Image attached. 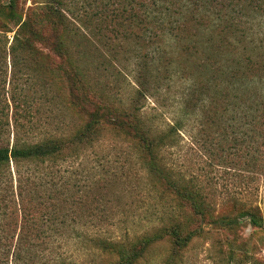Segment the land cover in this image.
I'll return each mask as SVG.
<instances>
[{"label":"trees","instance_id":"1","mask_svg":"<svg viewBox=\"0 0 264 264\" xmlns=\"http://www.w3.org/2000/svg\"><path fill=\"white\" fill-rule=\"evenodd\" d=\"M256 8L264 14V0H0V264H85L86 254L94 256L88 264L104 254L108 264H145L162 243L170 246L163 264H185L192 243L215 228L263 231L264 32L249 18ZM134 62L137 98L126 102L100 82L116 64ZM42 80L86 112L82 123L36 134L29 112L58 99ZM174 83L179 112L162 123L145 105ZM184 135L212 169L204 183L180 158ZM110 137L135 144L128 154L150 208V225L138 233L116 207L134 168L110 159L121 153ZM89 150L95 159L77 179L70 164ZM259 247L246 253L252 264H264ZM234 255L222 260L236 264Z\"/></svg>","mask_w":264,"mask_h":264},{"label":"rangeland","instance_id":"2","mask_svg":"<svg viewBox=\"0 0 264 264\" xmlns=\"http://www.w3.org/2000/svg\"><path fill=\"white\" fill-rule=\"evenodd\" d=\"M245 1V0H244ZM250 3V2H249ZM260 11L256 8L251 11L250 14L253 17H249L253 19L252 25H254L258 31L261 29L264 32V14H260ZM246 19V18H245ZM263 28V29H262ZM13 34H10L12 36ZM158 55V54H157ZM163 56V55H162ZM161 57V56H160ZM169 59V56L165 57V61ZM127 67L124 68L123 65L116 64V67L110 68L107 71L106 78L104 81L100 82L101 84L105 83L107 85L108 91L113 94L118 99H125L128 102V99L132 96L137 98V65L133 63L125 64ZM117 69V70H115ZM121 73L117 75V72ZM109 75V76H108ZM117 76H119L117 78ZM42 90L46 91L48 94H53L55 97L57 96L56 104H48L45 103L41 112H29L33 115L34 119V127L36 130V134L44 136L49 132H55L58 129H65L67 123L71 124H80L84 119V113L80 108L71 106L66 102L63 103V99L60 96V89L57 87L55 83L50 81L42 80ZM175 83L172 86V89H166L161 91V93L154 99L151 98L147 100L145 112L149 114H154V116H158V120L162 123L166 121H171L174 112H179V95L180 90L177 87H174ZM59 91V92H58ZM90 97H92L93 93L89 92ZM50 99L49 97H47ZM137 100V99H136ZM38 124V128H36ZM42 126V128H41ZM38 135V136H39ZM185 139L182 141V152L180 153L181 160H188L185 168L188 171L189 176H197L200 181L203 182L205 180V174L209 170H212L208 167V163L206 164V158L201 156V150L198 146L191 145L189 141V137L185 136ZM108 139V143L111 139ZM111 146L116 147V151L121 152L120 154H112L110 159L119 160L122 162L124 158H127L132 163V167L134 168L131 171V181L126 187H124L125 191L122 188H117L122 196V201L116 205L120 206V209L123 211L122 217L126 221V224L132 229L136 230V232H140L149 227V223L144 216L149 215L150 208L148 204L142 201L140 194L138 195V182H137V158L134 155H129L128 151L132 152V148H135V144L132 140L123 141V139L117 140L115 143H109ZM136 150V149H135ZM107 152H115L113 148H110ZM113 155H118L119 159L115 158ZM196 155V156H195ZM178 158V157H177ZM95 159V155L91 150L87 151L83 158H77L70 165L74 164L73 168L68 169L69 173H74L76 170L77 179H84L88 175V168L91 166L92 161ZM68 167V165H64L62 168ZM185 170V171H186ZM215 169L212 173V176L217 172ZM218 173V172H217ZM204 183V182H203ZM119 186V185H118ZM122 187V186H120ZM209 190L206 188V191ZM133 192V193H132ZM222 198H214L213 204L218 206L221 203ZM263 237V239H261ZM264 240V230L263 231H255L248 225L238 228L237 230H233L232 232H225L219 229H213L212 235H207V237H202L201 239L195 240L192 243V246L189 252L186 255V263L185 264H226L222 259H227L230 254L235 253L234 257L236 258V264H252L251 260H248L246 257V253L250 252L252 248L259 244V249L261 248V252L256 255L257 259L264 257V248L262 249L261 241ZM85 250V249H84ZM170 246L168 244H159L155 246L154 252L152 254V258L148 259L145 264H163L164 257L169 255ZM101 255V254H100ZM83 257L85 264L92 262L93 257L87 256V254ZM116 260V259H115ZM113 262L110 259V255L104 254L99 256L97 259V264H108ZM256 264V263H253Z\"/></svg>","mask_w":264,"mask_h":264}]
</instances>
